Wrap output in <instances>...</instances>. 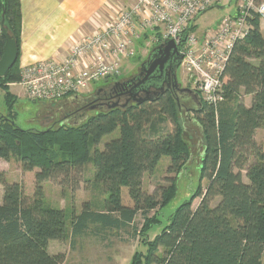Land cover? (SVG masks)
Returning <instances> with one entry per match:
<instances>
[{
  "label": "trees",
  "instance_id": "trees-1",
  "mask_svg": "<svg viewBox=\"0 0 264 264\" xmlns=\"http://www.w3.org/2000/svg\"><path fill=\"white\" fill-rule=\"evenodd\" d=\"M2 18L18 56L0 77L9 111L0 114V158L17 160L23 171L35 169V183L33 193L25 194L20 182L0 178V264H63L65 254L50 253V241L69 238L72 243L77 236L125 228L139 212L144 221L134 234L145 251H136L129 264H261L264 148L255 140V130L264 128V35L257 14L249 18L247 33L230 51L223 70L222 104L215 112L200 99L193 109L202 141L199 183L152 238L149 231L161 222V210L176 195V177L192 158L175 97L165 93L124 107L97 109L75 124L21 128L12 118L14 96L9 91V84L20 79V0H0ZM4 44L0 25V57ZM243 95H251L249 106ZM116 129L118 136L98 148L103 136ZM163 156L169 157L168 171L176 176L159 194L148 193L143 175ZM88 163L103 198L98 209L86 201L80 212L71 210L68 225L66 210L46 201L42 183L57 181L74 192ZM122 187L128 188L132 205L122 202ZM195 198L199 202L193 208ZM150 211L154 212L149 216Z\"/></svg>",
  "mask_w": 264,
  "mask_h": 264
},
{
  "label": "built area",
  "instance_id": "built-area-1",
  "mask_svg": "<svg viewBox=\"0 0 264 264\" xmlns=\"http://www.w3.org/2000/svg\"><path fill=\"white\" fill-rule=\"evenodd\" d=\"M220 0H134L129 6L108 4L110 16L82 35L62 58L20 68L18 84L35 101L57 102L90 97L92 86L120 71L121 61L136 52V41L149 35L152 43L171 39L183 55L181 66L200 99L217 108L224 101L223 70L236 40L245 36L249 18L264 17V1L241 0L234 14L213 27L190 30L197 16ZM116 5V4H114Z\"/></svg>",
  "mask_w": 264,
  "mask_h": 264
},
{
  "label": "rangeland",
  "instance_id": "rangeland-1",
  "mask_svg": "<svg viewBox=\"0 0 264 264\" xmlns=\"http://www.w3.org/2000/svg\"><path fill=\"white\" fill-rule=\"evenodd\" d=\"M240 1L241 0H220L217 4L210 6L197 17L195 29L201 31L213 27L222 17L235 13V9H238V3H240ZM262 1L264 0H255V3ZM112 2L116 4H113L114 9L120 7L119 4L122 6H129L134 0H113ZM260 23L261 32L264 35V17L260 18ZM152 46L153 43L149 40V35H144V39L136 42L134 46L136 52L134 55L121 61L118 74L94 84L88 94L91 95L99 87H110L117 81L122 82L135 75L140 68V63L146 60ZM176 77L181 87L187 86L193 89L181 65L176 70ZM9 90L14 96L11 105L12 118L21 128L43 129L47 126L75 124L94 114L97 110L95 109L97 107H95L78 111L81 101L75 97L62 100L60 103L56 101H35L28 98L18 84L11 85ZM4 95L5 91L0 88V114L7 115L9 111ZM178 103L179 118L184 127V137L191 148L192 158L189 163L190 165L184 169L183 173L176 177V195L161 210V215L158 216L161 222L149 231V238L160 233L162 227L168 222V215L174 211L184 199L189 197L190 193L199 183L198 154L201 152V135L193 119L195 117L193 110L186 111V109L197 106L196 100L188 101L187 97H179ZM164 125L167 127L171 126L168 122L164 123ZM118 134L119 130L116 129L103 136L97 147L102 149L107 141L116 138ZM168 166L169 157L163 156L151 173H145L143 175V188L146 192H157L159 194L161 189L169 184L170 179L176 176V173L168 171ZM34 171L35 169L33 171H23L20 163L13 158L9 160L0 158V178H5L7 182H20L25 194L33 193L35 183ZM92 174V164L88 163L84 166L82 180L74 192H71L67 187L59 185L57 181L46 180L42 183L46 201L53 206L62 207L66 210L68 225L71 210L80 212L84 202L90 201L92 206L97 209L100 207L103 192L100 185L92 180ZM244 180H246V178H244ZM206 184V180H203V188ZM1 191H3V187L0 184V193ZM104 197H106V193H104ZM121 198L124 204L132 205L127 187H122ZM216 201L217 199L212 202V205H214ZM198 202L199 198L193 200V208L196 207ZM153 212L154 211H150L148 215H152ZM143 221L144 218L139 212L135 216L133 222L125 228L118 230L104 229L96 234L77 236L72 243L69 238L63 241L56 240L57 242L50 245V250L64 251L65 261L63 264H129L130 259L136 251H145V247L141 244L139 235L134 234V228L136 227L139 229ZM261 264H264V255Z\"/></svg>",
  "mask_w": 264,
  "mask_h": 264
},
{
  "label": "crops",
  "instance_id": "crops-1",
  "mask_svg": "<svg viewBox=\"0 0 264 264\" xmlns=\"http://www.w3.org/2000/svg\"><path fill=\"white\" fill-rule=\"evenodd\" d=\"M112 1L20 0V68L49 58L59 59L65 56L75 40L97 30L101 26L102 20L111 15L108 4ZM236 11L237 9H235ZM142 39L144 37L140 40ZM11 85L14 84H9V88ZM84 94L86 95L88 92ZM242 97L244 105L249 106L251 95H243ZM62 100L57 101V103ZM255 140L261 143L264 148V128L255 130ZM1 198L2 191L0 201ZM55 242L57 241L53 240L48 243V251L50 253H64V251L50 250V245Z\"/></svg>",
  "mask_w": 264,
  "mask_h": 264
},
{
  "label": "flooded vegetation",
  "instance_id": "flooded-vegetation-1",
  "mask_svg": "<svg viewBox=\"0 0 264 264\" xmlns=\"http://www.w3.org/2000/svg\"><path fill=\"white\" fill-rule=\"evenodd\" d=\"M159 43L161 42L153 43L152 48L156 47ZM151 50H149L148 56ZM180 56L181 52L178 47L177 51L175 52L167 50V52H165L163 55L155 54V58L150 59V61L146 65H144V69H141V62L140 68L135 75L131 76L127 80L120 82L123 83L137 77L136 80L129 83L130 85L123 83L118 85L113 84L110 87H99L90 97L80 99L81 103H79L78 110L86 109L89 104H95L96 107H102L101 109H105L107 105L113 102H119L120 104H123L126 100H129L127 105L130 103H140L134 102L132 101V99L136 98L141 100L144 98L145 101L148 99H154L155 97L160 96L161 94L163 95L165 93H168L175 98L187 97L188 101L195 100L194 96H191L190 94L184 93L180 95L174 88V80L176 79L177 81L176 70L181 65V60L179 61ZM163 65L165 66L163 67ZM154 66L158 67L156 69L157 72L148 75L147 70ZM147 75L148 78L146 80L145 77ZM143 78L145 79V82L141 85H137L138 81ZM178 84L180 88L184 87H181L180 83Z\"/></svg>",
  "mask_w": 264,
  "mask_h": 264
},
{
  "label": "water",
  "instance_id": "water-1",
  "mask_svg": "<svg viewBox=\"0 0 264 264\" xmlns=\"http://www.w3.org/2000/svg\"><path fill=\"white\" fill-rule=\"evenodd\" d=\"M205 11H203V12H205ZM0 25H1V32H2L3 36L5 37V44H4V48H3L2 55L0 57V77H1V76H4L7 73V71L16 62L17 56H18V51H17V46H16V43H15L14 39L10 38L7 35V33L5 32V29L3 27V18L0 21ZM167 50H171L173 52L177 51V46H176L175 42L173 40H171V39L164 40L161 43H159L156 47L152 48V50L150 51L149 56L147 57V59L144 62L141 63V69L142 68L144 69V65H146L150 61V59L155 58V54H161V55H163L165 52H167ZM182 57H183V55L181 54V56L179 57V61L182 60ZM180 63H181V61H180ZM164 66L165 65H163V67ZM157 68L158 67L154 66V67L148 69L147 70L148 71V75L149 74H152L154 72H157L156 71ZM148 75L145 77L146 80L148 78ZM136 78L131 79L129 81H125L123 83L130 85L129 83H131L132 81L136 80ZM138 79H139V76H138ZM145 79L144 78L143 79H140L138 81L137 85L143 84L145 82ZM174 82H175L174 83V88L178 91V93L180 95L181 94H184V93L190 94L191 96H194V98L196 100V105L197 106L200 105V96H199V94L195 90H193L192 88H189V87H182V88H180L179 87V84L176 81V79L174 80ZM123 83H120V82L117 81L114 84L115 85H118V84H123ZM134 88H135V85H134ZM175 99L178 102V99L179 98L176 97ZM128 101L129 100H126L123 104H120L119 102H113V103L107 105L106 108H113V107H119V106L120 107H124V106L127 105ZM132 101H134V102H141V101H144V98L141 99V100L136 99V98H133ZM95 107H96L95 104H93L90 108H95ZM178 107H179V103H178ZM101 108L100 107L99 108L97 107L95 109H101ZM193 109H194V107L191 108V109H186V111L193 110Z\"/></svg>",
  "mask_w": 264,
  "mask_h": 264
}]
</instances>
